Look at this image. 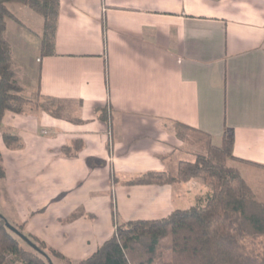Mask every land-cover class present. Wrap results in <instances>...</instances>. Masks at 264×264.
Masks as SVG:
<instances>
[{"label": "crops", "instance_id": "crops-1", "mask_svg": "<svg viewBox=\"0 0 264 264\" xmlns=\"http://www.w3.org/2000/svg\"><path fill=\"white\" fill-rule=\"evenodd\" d=\"M9 22L30 101L0 128V214L10 224L80 261L114 234L115 218L160 219L204 203L212 190L197 179L132 184L204 153L183 125L208 134L212 149L233 130L225 166L264 203V0H60L54 55H41L23 21L14 27L38 35L29 70ZM36 96L61 101L62 117ZM4 132L22 146H6Z\"/></svg>", "mask_w": 264, "mask_h": 264}, {"label": "trees", "instance_id": "trees-1", "mask_svg": "<svg viewBox=\"0 0 264 264\" xmlns=\"http://www.w3.org/2000/svg\"><path fill=\"white\" fill-rule=\"evenodd\" d=\"M12 4L28 6L43 17L41 55L56 53L60 0H0V128L6 112L22 114L29 104L22 95L24 89L18 80L12 46L5 35L8 20L21 23L10 8ZM45 99L47 102L37 107L54 117H62L61 101L51 97ZM51 103L59 105L51 107ZM101 118L106 120L105 112ZM183 128L200 145L211 148L208 134L186 125ZM2 140L9 148L22 146L21 138L10 132H4ZM233 145V130H226L221 146L214 149L218 159L197 155L193 162H178L170 173H148L132 181L140 185H170L201 178L211 187L212 194L204 203L175 210L165 218L123 223L116 219L114 234L78 264H157L166 251H171V260L161 264H264V242L250 243V239L264 235V203L245 196L241 176L228 170L221 161L234 158ZM94 162L88 159L90 165ZM4 177L0 152V180ZM16 227L49 256L44 241L26 234L21 225ZM20 240L27 246L24 247ZM52 250L54 255L70 261ZM8 255H14L21 264H50L40 251L12 232L0 215V264H9Z\"/></svg>", "mask_w": 264, "mask_h": 264}, {"label": "rangeland", "instance_id": "rangeland-1", "mask_svg": "<svg viewBox=\"0 0 264 264\" xmlns=\"http://www.w3.org/2000/svg\"><path fill=\"white\" fill-rule=\"evenodd\" d=\"M10 8L17 15V17L20 19V21H23L27 26L31 27L34 30V31L32 30V32H34L35 34H38L40 39L42 38L44 19L40 14H38L37 12H35L31 8H29L28 6L21 5V4H12V5H10ZM8 21H10L9 22L8 38L11 40V42L15 46L17 54H19V61L21 62L19 66H20V68L29 70V68L35 62V59H36L35 56L37 54H38V56H40V52L37 50V48L39 46L38 42H37L38 41V39H37L38 35H33V36L30 35V36H27L26 38L21 37L14 30L15 29L14 27H19L18 25H20V24L17 21H15L17 24L14 23L12 20H8ZM25 35H27V34H25ZM22 95H23V93H22ZM23 97L25 99H27L24 95H23ZM27 101H29V100L27 99ZM31 102L37 106V104L46 103L47 100L45 98H41L39 96H36L35 99ZM53 104L54 103H51V107H56V105L57 106L59 105V103H57V104L55 103L54 105ZM185 133H187L189 135L191 143L199 144L197 142V140L188 131H186ZM214 152H215L214 149L207 148L205 146L204 153H198V155H205L208 158L216 160L218 158H216V156H215L216 153H214ZM229 159L230 158H225V159L222 158L221 161L224 165H226ZM192 179H197V180L203 182L206 186L210 187L201 178H192ZM114 208H115L114 209V215H115L116 214V212H115L116 206H114ZM13 226L16 227L17 225L16 226L13 225ZM115 229H116V218H115ZM20 242L24 245V247L27 246V244H25L22 240H20ZM261 242H264V235L250 239V243H253L254 245H258ZM52 249H53L52 247L48 246V247H46L45 250L49 254V256L51 257L50 259H51L53 264H78V261H71L70 259H69L70 261H68L64 257L54 255ZM63 256H65V255H63ZM170 260H171V251H166L163 255L162 260L157 261L156 263L161 264L164 262H169ZM7 262L9 264H16V263L21 264L14 255H8Z\"/></svg>", "mask_w": 264, "mask_h": 264}, {"label": "water", "instance_id": "water-1", "mask_svg": "<svg viewBox=\"0 0 264 264\" xmlns=\"http://www.w3.org/2000/svg\"><path fill=\"white\" fill-rule=\"evenodd\" d=\"M1 215V214H0ZM6 225L7 227L12 231L14 232L16 235L20 236L22 239H24L25 241H27L32 247H34L36 250L40 251L42 253L43 256H45L47 259H48V262L50 264H53L50 257L45 253L43 252L42 250H40L38 248V246L32 241L30 240L27 236H25L24 234H22L16 227H14L12 224H10L7 220H6Z\"/></svg>", "mask_w": 264, "mask_h": 264}]
</instances>
